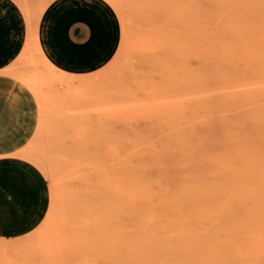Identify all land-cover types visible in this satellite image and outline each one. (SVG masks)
Instances as JSON below:
<instances>
[{"label": "rangeland", "instance_id": "rangeland-1", "mask_svg": "<svg viewBox=\"0 0 264 264\" xmlns=\"http://www.w3.org/2000/svg\"><path fill=\"white\" fill-rule=\"evenodd\" d=\"M13 1L36 26L57 0ZM101 1L120 41L98 72L54 73L27 41L13 64L49 214L0 264H264V0Z\"/></svg>", "mask_w": 264, "mask_h": 264}, {"label": "crops", "instance_id": "crops-1", "mask_svg": "<svg viewBox=\"0 0 264 264\" xmlns=\"http://www.w3.org/2000/svg\"><path fill=\"white\" fill-rule=\"evenodd\" d=\"M7 12L16 20L17 30L13 31V26L5 27L6 22L0 21V42H17V45L13 55L0 63V239H18L30 234L42 222L48 210L49 199L45 177L23 155L37 128V104L28 88L22 85L12 75L13 73H9L13 72V64L19 58L27 41V22L23 12L13 0H0V16ZM41 21L46 24L52 23L58 31L59 28L60 31L67 30L69 37L67 47L76 51L79 68L77 71L61 70L68 75H89L97 72L113 58L119 45V21L113 9L101 0L53 2L42 11L37 20L38 36ZM88 21L91 25L98 21L107 23L106 26H110L108 37L98 40L90 35L86 26ZM11 30L13 32H10ZM37 45L42 48L39 38ZM81 56L83 59L86 57L90 63L83 64ZM13 98H19L22 124L26 126L21 134L19 116L12 118L11 121L7 117V109ZM7 127L11 131L12 139L9 138Z\"/></svg>", "mask_w": 264, "mask_h": 264}, {"label": "bare ground", "instance_id": "bare-ground-1", "mask_svg": "<svg viewBox=\"0 0 264 264\" xmlns=\"http://www.w3.org/2000/svg\"><path fill=\"white\" fill-rule=\"evenodd\" d=\"M112 7H114L115 9H117V6H116V3H115V0H106ZM60 3V2H59ZM62 4V3H61ZM70 8V7H69ZM59 9V8H58ZM71 9V8H70ZM100 9V8H99ZM48 10V9H47ZM65 11V10H64ZM69 11V10H68ZM104 11V10H103ZM53 12V11H52ZM66 12V11H65ZM64 12V13H65ZM71 12V10H70ZM106 12V11H105ZM23 13L26 17V21L28 22V30H29V37L27 38V42H26V46H25V50L27 49L28 51H32L33 52H36L40 58L42 59V62L43 64L51 71H55L56 73H60L62 76H68V77H74V76H71V75H68V74H65L63 73V71L61 72V70H64V69H69L71 71H77L79 68H78V65H77V54H76V51H74L72 48H69L67 47L68 46V34H67V30L63 29L62 31H60V28H59V31L56 29V27H54V25L52 23H48L46 24L44 21L40 22L39 26V36L36 32V26H34V22L30 21V19L28 18L27 16V13H26V9H23ZM68 13V12H67ZM54 14V13H53ZM52 14V15H53ZM93 14V13H92ZM102 14V13H101ZM104 14V13H103ZM75 15V14H74ZM106 15V14H105ZM64 16V15H63ZM69 16V14H68ZM91 17H93L92 15H90ZM89 16V17H90ZM104 16V15H103ZM55 17V16H54ZM74 17V16H72ZM101 17V16H100ZM56 18V17H55ZM59 19V18H58ZM100 19V18H98ZM96 20V19H95ZM59 21V20H58ZM97 21V20H96ZM56 23V21H55ZM103 22L101 21H98V22H95L94 24L91 25V23H86V26L88 28V32L90 35H93L94 37L98 38V40H101V39H104L105 37H108V34L110 32L109 30V27L106 26V24H104ZM56 26V25H55ZM62 26V25H61ZM105 26V27H104ZM112 37V36H111ZM38 38L40 39V42H41V46L44 50H42V48H39V45H37V42H38ZM115 38V36H114ZM95 39V38H94ZM58 40H61L62 42H57ZM90 40V39H89ZM88 40V41H89ZM87 41V42H88ZM93 41V40H92ZM91 41V42H92ZM103 41V40H102ZM112 41V40H111ZM86 42V43H87ZM100 44V43H99ZM92 45V44H91ZM109 45V44H108ZM89 46V45H88ZM110 47V46H109ZM92 49V47H91ZM92 51V50H91ZM94 53V52H92ZM85 54V53H84ZM91 54V53H90ZM92 55V54H91ZM83 56V55H82ZM81 56L82 58V63H86L87 62V65L88 63H90L89 61L86 60V57L83 59V57ZM94 56V55H92ZM88 58V57H87ZM99 66V65H98ZM5 69V68H4ZM7 69V68H6ZM11 69V68H10ZM10 69H8L9 71H11ZM83 70V69H82ZM87 70V69H86ZM2 72H5L4 70H1ZM54 72V73H55ZM98 72V71H97ZM6 73V72H5ZM9 73H13V72H9ZM51 73V72H50ZM53 73V74H54ZM14 74V73H13ZM12 74V75H13ZM15 75V74H14ZM30 91H32V93L34 94V91L29 88ZM19 98H16L11 101L10 105L8 106V109H7V117H8V120L11 121L12 118H16L19 116V133H23L26 129V126H24L22 124V114H21V106L19 104ZM19 109V110H18ZM40 109V108H39ZM19 114V115H18ZM37 125V124H36ZM7 132H8V135H9V138L12 139V135L10 134L11 131L10 129L7 127ZM34 135V134H33ZM9 139V140H11ZM24 150V149H23ZM27 154L24 155L26 156L27 158H29V160L33 161L32 160V156L30 153H28V147H27V150H26ZM25 153V151H24ZM27 161V160H26ZM28 164V163H27ZM36 165V164H35ZM38 166V165H37ZM36 167V166H35ZM37 168V167H36ZM40 168V167H39ZM41 170V169H40ZM38 170V171H40ZM104 171V170H103ZM41 173L43 172V170L40 171ZM105 172V171H104ZM103 173V172H102ZM44 174V173H42ZM104 174V173H103ZM106 176V175H105ZM113 178V176H112ZM40 179V178H39ZM132 197V196H131ZM134 197V196H133ZM132 199V198H131ZM46 200V199H45ZM47 201V200H46ZM46 204V203H45ZM44 204V205H45ZM46 208V207H45ZM43 208V210L45 209ZM50 208V207H49ZM49 212V211H48ZM49 214V213H47ZM46 214V215H47ZM51 214V213H50ZM51 216V215H50ZM49 216V217H50ZM40 217V216H39ZM42 217V216H41ZM52 218H53V215H52ZM45 219V218H44ZM43 219V220H44ZM48 221L47 217H46V220L45 222ZM45 222L42 221L41 224H45ZM46 228H48V231L44 230L43 231V235L41 236V233H39L40 235V238L41 237H50L49 235L51 234L50 231H53L55 232V230L58 228L57 227H51L50 224L47 222L46 223ZM40 226V225H39ZM43 227V226H42ZM39 228V227H38ZM37 228V229H38ZM53 228V229H52ZM56 228V229H54ZM44 229H45V225H44ZM52 229V230H51ZM40 230V229H39ZM56 230V232H57ZM49 232V233H48ZM47 233V234H46ZM56 234V233H55ZM54 234V235H55ZM52 234V236H54ZM38 236V235H37ZM22 242V241H21ZM25 241H23L22 243H24ZM30 242V241H29ZM16 244V243H15ZM19 244V243H18ZM21 244V243H20ZM28 245V244H27ZM13 246V245H12ZM19 247V246H18ZM24 247V246H23ZM21 247V248H23ZM17 248V247H16ZM15 249V248H14ZM20 250V249H19Z\"/></svg>", "mask_w": 264, "mask_h": 264}]
</instances>
